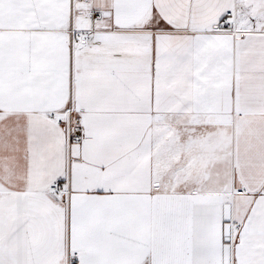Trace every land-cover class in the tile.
I'll return each instance as SVG.
<instances>
[{
  "label": "snow or ice",
  "instance_id": "6c2138e0",
  "mask_svg": "<svg viewBox=\"0 0 264 264\" xmlns=\"http://www.w3.org/2000/svg\"><path fill=\"white\" fill-rule=\"evenodd\" d=\"M0 264H264V0H0Z\"/></svg>",
  "mask_w": 264,
  "mask_h": 264
}]
</instances>
